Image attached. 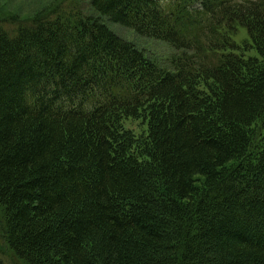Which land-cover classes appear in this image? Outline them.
<instances>
[{"label": "trees", "instance_id": "trees-1", "mask_svg": "<svg viewBox=\"0 0 264 264\" xmlns=\"http://www.w3.org/2000/svg\"><path fill=\"white\" fill-rule=\"evenodd\" d=\"M86 1L0 23V264H264V0Z\"/></svg>", "mask_w": 264, "mask_h": 264}, {"label": "rangeland", "instance_id": "rangeland-1", "mask_svg": "<svg viewBox=\"0 0 264 264\" xmlns=\"http://www.w3.org/2000/svg\"><path fill=\"white\" fill-rule=\"evenodd\" d=\"M241 1V0H238ZM66 4L67 7H78L89 12L88 1L86 0H0V23L6 19L10 22L14 20H29L36 16V12H43L55 8L57 5ZM92 13V12H91ZM109 27L118 36L131 41L143 49L150 57L158 62L165 64L174 53L170 45L142 38L132 30L121 27L120 25H110ZM128 127H135L131 122Z\"/></svg>", "mask_w": 264, "mask_h": 264}]
</instances>
